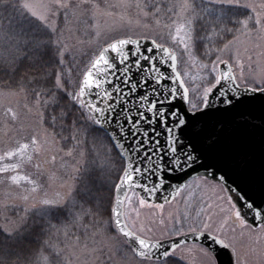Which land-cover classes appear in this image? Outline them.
<instances>
[{
	"label": "snow or ice",
	"instance_id": "obj_1",
	"mask_svg": "<svg viewBox=\"0 0 264 264\" xmlns=\"http://www.w3.org/2000/svg\"><path fill=\"white\" fill-rule=\"evenodd\" d=\"M109 8L122 9L119 18L126 19L129 24L135 20L139 25L141 16L147 18L151 15L159 27L161 19L166 17L169 23L163 26L168 29V40L171 45L181 48L192 61L196 59L193 41L197 25L205 32L202 39L209 44L215 45L218 40L232 37L223 43V47L206 50L205 54L209 57L213 52L217 56L210 68L208 64L202 65L209 69L212 79L198 103L189 99V89L178 70V57L173 48L163 41L162 34L137 38L124 35L106 40L79 74L75 84L71 79V69L66 73L63 69L59 72L47 70L54 64L62 66L65 63L63 49L66 45L58 26L52 22V17L59 15L58 10H64L65 21L69 15L76 16L78 11L80 15L90 13L89 18L95 20L100 14L113 16ZM133 8L137 10L135 18L129 14ZM0 9L15 13L12 18L15 26L0 28V64L27 62L35 70V75L27 83L21 80L20 87L27 90L31 86L41 118L43 113L40 109L48 106H63L62 119L73 112L79 113L73 121L74 125L91 136L93 151L102 150V166L118 173V183L111 185L116 193V207L110 206V218H114L115 232L123 238L125 255L131 254L129 261L157 264L161 257L168 261L171 252L165 249L160 253L163 244L148 235L152 232L151 228H136L135 224L129 227L122 221L120 206L125 201L131 203L132 196L124 192L121 198V193L125 187L141 189L150 199L166 189L164 181L170 172L190 177L193 171L198 173L203 168L204 176H198V179L205 183L213 182L220 193L227 194L220 195L219 199L228 207L225 209L217 205L221 212L227 213L220 227L212 228L211 216H207V221L200 219L202 215H207L206 209L201 208L193 223L189 224V231L194 235L207 232L212 244L232 249L235 255V245L224 234V225L234 221L242 229L250 228L247 222L250 216L264 230V78L251 85L246 83L241 88L239 81L247 78L239 52L236 57L239 75H236L232 64L218 55L230 49L240 35L248 36L253 32L264 34V0L259 5L251 0H118L105 9H101L96 0H79L75 5L71 0H0ZM84 23L87 24V21ZM93 27L98 29L99 26ZM100 36L97 30L96 39ZM141 40L146 43L142 45ZM259 55H264V52ZM252 58L248 56L249 61ZM220 64L225 67L216 74ZM15 70L19 71V67ZM257 94L260 97L258 107L255 104ZM8 112L15 120L16 113L11 109ZM55 119L53 117V122ZM79 134V131L73 134L71 139L78 141ZM40 151V141L32 136L28 142L17 141L15 147L0 153V174L10 173L8 180L17 188L31 185L30 189H24L29 194L21 197L25 202L30 199V194L38 193L39 186L30 175L21 174V169ZM72 153L73 149H69L67 154L71 156ZM52 159L54 161L55 157ZM39 167L36 164V168ZM75 170L81 172L80 167ZM233 176L235 178L229 183ZM80 180L83 191L90 199L102 205L103 190L97 189L93 193L90 187L91 168H83ZM109 182L105 180V184ZM184 187L188 184L178 185L173 198ZM132 195L137 196L141 206H151L148 199L138 196L135 191ZM154 206L163 208V204ZM33 207V215L39 219L29 226L27 219L22 218L14 231L5 229L0 235H4L6 241L17 240L22 230L43 232L54 214L66 213L73 217V223L79 222L83 215H74L76 197L73 190L63 195L57 193V198L45 193L39 200V207ZM27 212L28 209H25ZM160 223L164 225L163 220ZM174 230L181 236L187 235L175 226ZM68 246L77 259L97 251L87 242L81 246L79 237L75 244ZM177 246L178 242H173L169 247L174 251ZM49 250L57 257L65 251L46 240L31 253L25 264H52ZM200 252L203 264H219L211 245L201 247ZM14 255L19 260V254L0 246V264H10ZM82 264H88L87 259ZM168 264L175 262L168 261Z\"/></svg>",
	"mask_w": 264,
	"mask_h": 264
},
{
	"label": "rangeland",
	"instance_id": "obj_2",
	"mask_svg": "<svg viewBox=\"0 0 264 264\" xmlns=\"http://www.w3.org/2000/svg\"><path fill=\"white\" fill-rule=\"evenodd\" d=\"M78 2L79 0H71L73 5ZM117 2L118 0H96L101 9ZM251 2L259 5L261 0H251ZM108 10L114 15L100 14L95 20L89 18L90 13L80 15L78 11L76 16L70 15V20L61 36L64 45H66L63 49L64 52L73 50L83 53L88 51L94 56L97 49L112 37L130 35L137 38L142 35L157 36L162 34L163 41L167 46L173 48L178 57V70L185 80V86L189 89V99L193 103H198L204 88L210 85L212 77L209 75V69L202 67L203 64L196 59L195 61L189 60L181 48L171 45L166 35L168 29L163 26L165 23H169L167 18L161 19L159 27L151 15L147 18L141 16L139 25L135 23V20L129 24L126 19L119 18L122 9L109 8ZM58 11L59 15L64 12L62 9ZM129 14L135 18L137 10L130 9ZM59 15L52 17V22L57 26ZM84 21H87V24ZM94 25H98V29L93 27ZM97 30L101 33L98 40L95 37ZM262 36L264 34L257 32L248 36L240 35V39L230 49L219 53L223 60L232 64L236 75H239L240 70L236 66L237 52H239L247 78L239 81L240 86L245 87L246 83L251 85L252 82H258L264 78V55H259L264 52ZM249 55L253 57L251 61L248 60ZM210 67L211 65H209ZM216 74H219V65ZM8 109L16 113L15 120L12 119ZM40 112H42L41 109ZM32 136H36L40 141L41 151L39 155H34L30 163L23 165L21 174H28L37 181L38 193L30 194V199L25 202L21 197L29 194L24 189H30L31 185H23L22 182L23 187L17 188L11 185L8 180L10 173L0 174V224L9 231L13 230L19 220L25 216V209L31 211L35 210L33 205L39 207V200L45 193L52 198H57V193L63 195L69 190H73L74 194L81 173L75 169L80 167L82 171L86 163V152L82 147L74 149L72 155L69 156L68 150H63L60 140L45 129L43 117L41 118L38 114L35 102L31 101L27 94L0 90V153L15 147L17 141L28 142ZM53 157H55L54 161ZM36 164L40 165L39 169L36 168ZM132 193L133 191L128 193L132 196L131 203L125 201L123 206L125 223L129 227L135 224L136 228H151L152 232L148 235L153 240L178 236L174 226L185 233H190L189 224L193 223L196 213L201 208L206 209L207 215H202L200 219L207 221V216H211L210 223L213 229L220 227L222 219L227 217V213L221 212L217 207V205H222L225 209L228 207L219 199L220 195L227 194L220 193L219 188L213 186V182L205 183L198 178L189 182L188 187H184L171 201L158 203L163 204V208L155 207V203H148L151 206H141L137 196ZM12 212L17 214L14 215ZM186 216L188 219H185ZM161 220L164 221V225L160 223ZM233 228L235 231H232ZM223 231L235 245L234 264H237V259L239 264H264V230L252 226L242 229L238 223L229 221L224 225ZM213 234L216 233L213 232ZM76 241L74 240L68 245L75 244ZM79 242L81 246L87 242L97 251L87 257L81 255L77 259L75 255H72V248L67 245L64 248L67 253L65 264H82L85 259L88 264H135V261L128 260L130 253L128 256L125 255L123 239L118 234L109 237L94 234ZM201 247L196 243L185 245L171 253V256L186 264H203ZM230 250L232 251V249ZM78 251L79 249H77Z\"/></svg>",
	"mask_w": 264,
	"mask_h": 264
},
{
	"label": "trees",
	"instance_id": "obj_3",
	"mask_svg": "<svg viewBox=\"0 0 264 264\" xmlns=\"http://www.w3.org/2000/svg\"><path fill=\"white\" fill-rule=\"evenodd\" d=\"M15 13L11 10L4 11L0 9V28L7 29L15 26V21L12 19ZM70 20V15L67 21L64 18V12L59 15L58 28L63 34L67 23ZM205 32L196 26V34H194L193 41V54L196 60L201 64L211 65L215 61L217 53L213 52L209 57L206 55V50L210 47H223V43H226L231 36H227L223 41H217L215 45L209 44L205 39ZM64 51V50H63ZM65 63L62 66L53 65L51 69H47L51 72H59L61 69L67 72L68 69L72 70L73 83L79 80V74L84 70L89 60L93 57V54L86 51L78 53V51L64 52ZM219 55V54H218ZM19 67V71L15 69ZM35 75V70L29 67V64L23 63L19 65H13L11 63L4 65L0 64V90L8 92H19L28 95L31 101L35 102L30 87L27 90H22L20 87L21 80L27 83ZM62 107L63 106H48L41 109L43 113V125L45 129L52 132L58 140L61 142L63 150L83 148L86 152L85 167L91 168L92 184L90 185L92 192L95 193L97 189H102L104 194L103 204L96 203L93 199H90L83 191V185L80 177L77 181V186L74 192L76 197V207L74 208V215L83 213L82 218L77 223H73V217L68 216L66 213L63 215L54 214L51 218L50 224L45 225L43 232L22 230V235L14 241H6L4 235H0V246L7 247L19 254V260L15 255L10 258V264H25L30 257L31 253L41 247L44 241L48 240L56 243L61 248H65L69 243L77 240L87 239L89 236L102 235V236H114L115 232L112 218H110V206H113L115 191L111 185L117 183L118 173L115 171H109L102 165L104 163V156L102 150L93 151V145L91 136L84 134L81 129H78L73 121L79 115V113L73 112L66 118L62 119ZM55 117V122H53ZM83 122H81L82 124ZM80 132L77 140H72L71 136L77 132ZM83 167V168H85ZM83 168L79 176L83 174ZM110 182L105 184V180ZM35 210L28 211L23 218L27 219L28 225H32L37 219L33 213ZM14 215L17 214L12 212ZM21 213V212H19ZM19 220L16 227L11 230L14 231L20 224ZM65 229H67V236L65 235ZM5 228L0 224V233H4ZM49 254L52 258V264H65L66 254L65 251L60 257L55 256L51 250ZM168 261H174L175 264H186L183 261L170 256ZM168 261L157 262L158 264H168Z\"/></svg>",
	"mask_w": 264,
	"mask_h": 264
},
{
	"label": "water",
	"instance_id": "obj_4",
	"mask_svg": "<svg viewBox=\"0 0 264 264\" xmlns=\"http://www.w3.org/2000/svg\"><path fill=\"white\" fill-rule=\"evenodd\" d=\"M145 43L146 42L144 40H141L142 45ZM224 67H225V65H223V64L220 65V69H223ZM241 88H243V87H241ZM249 95H251V93H249ZM211 102L214 104L216 103V101H211ZM259 103H260V97H259V94H257V99L255 102L257 107L259 106ZM204 171L205 170L203 168H200L198 173L193 171L191 173L190 177L184 173H171V172L168 173L167 174L168 179H166L164 181V183L166 185V189L161 191V192L156 193L150 199H148L147 194L144 193L141 189H128L127 187H125V189L122 191L121 198H123L124 192H127V194H128L130 191H135L139 196L148 199V203L158 204V203L168 202V201H171L173 199V193H174V191L178 185L183 186L185 183H188L190 180L198 178V176L199 177L204 176ZM256 171H257V173L259 171L258 164H257ZM234 178H235L234 176L231 177L229 183H231V179H234ZM144 182L149 183L148 180H145ZM168 185H170L171 187H167ZM177 195L178 194H175L174 197H176ZM165 197H167V200L165 199ZM115 199H116V193H115ZM123 206H124V204L122 206H120V210L122 213H123ZM113 207H116L115 200H114ZM121 219L125 223L123 215L121 216ZM247 222H248V224H250L253 227H259V225L256 222L252 221L250 216L248 217ZM160 241L163 244V247L159 250L160 253H162L165 249L169 250L172 253L173 250L169 246L173 242H178V246L176 247V249L178 247L186 245V244L197 243V244H200L204 247L211 245V247L215 249L216 254L219 258V264H234L235 263L234 262V256L232 255L231 251L229 249H223L219 245L212 244L211 239L208 237L206 232H204L202 235L200 233H197L194 235L192 232H190V233H187V235H185V236L178 235V236L168 238V239H164V240H160ZM158 255H159V253H158ZM161 260H164V258L161 257L159 261H161Z\"/></svg>",
	"mask_w": 264,
	"mask_h": 264
}]
</instances>
